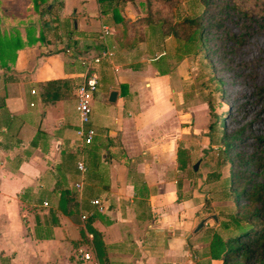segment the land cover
Instances as JSON below:
<instances>
[{
    "label": "crops",
    "instance_id": "obj_1",
    "mask_svg": "<svg viewBox=\"0 0 264 264\" xmlns=\"http://www.w3.org/2000/svg\"><path fill=\"white\" fill-rule=\"evenodd\" d=\"M144 1L119 11L138 19ZM115 6L0 0V264H223L208 256L209 223L195 232L205 204L179 167L196 127L167 47L174 38L156 43L159 31L147 28L137 47H120ZM103 26L114 34L102 37ZM107 50L115 55L95 67L96 134L85 145L76 88L85 62ZM52 81L64 85L47 103L43 85Z\"/></svg>",
    "mask_w": 264,
    "mask_h": 264
},
{
    "label": "rangeland",
    "instance_id": "obj_2",
    "mask_svg": "<svg viewBox=\"0 0 264 264\" xmlns=\"http://www.w3.org/2000/svg\"><path fill=\"white\" fill-rule=\"evenodd\" d=\"M180 1L174 7L180 18L202 13L199 3L194 0ZM237 2L243 4V0ZM246 5L253 11L250 18L234 11L221 17L222 28L217 40L210 44L209 69L201 64L199 57L186 58L182 63L176 61L189 97L187 104L192 107V126L196 127L187 170L195 180L192 186L198 201L205 204L209 228L204 230L203 237L209 239L215 232L227 236L221 225L236 210L234 201L227 198L223 187L224 179L231 176L230 166L221 171L217 169L224 150L217 142L218 136L237 137L235 152L239 157L254 155L257 158L258 167L250 168L252 177L248 185L256 183L264 187V0H250ZM232 35L241 40L234 41ZM155 38L152 39L157 43L159 35ZM178 46L174 39L167 45L172 54ZM212 77L219 81L220 93L214 92L217 85L211 81ZM213 114H222L221 134L209 131V125L215 121ZM196 163L197 171L194 170ZM213 215L217 216V222L211 218Z\"/></svg>",
    "mask_w": 264,
    "mask_h": 264
},
{
    "label": "trees",
    "instance_id": "obj_3",
    "mask_svg": "<svg viewBox=\"0 0 264 264\" xmlns=\"http://www.w3.org/2000/svg\"><path fill=\"white\" fill-rule=\"evenodd\" d=\"M134 0H99L101 4L113 3L115 12L117 44L122 48H135L145 40L147 28L159 31L160 39L172 37L178 42L175 49V58L181 62L189 57H199L201 64L209 69L210 44L217 40L218 31L222 28L221 17L227 12H238L245 18H250L253 11L246 7L250 0H194L199 3L202 13L192 17L180 18L174 7L180 0H145L142 8L145 14L138 19L123 17L120 5ZM113 7V6H112ZM204 10V11H203ZM214 32V34L212 33ZM234 41L241 39L237 35L231 37ZM67 51V49H65ZM69 50V49H68ZM100 55V54H99ZM98 55V56H99ZM211 81L217 85L214 92H221L219 81L212 77ZM63 81L47 82L43 85V99L45 102L58 100ZM223 112L222 114H225ZM222 114L215 115V121L209 125L210 133L221 134L223 125ZM220 130V131H217ZM211 138L213 137L210 136ZM217 136H214V138ZM218 144L224 146L222 158L218 162V170L230 166L231 176L223 181V187L228 199L235 203V213L230 215L228 221L222 223V228L227 232L224 237L215 232L208 247V256L212 260H221L223 264H264V187L261 184L251 183V167H258L257 158L248 156L239 157L235 152L237 137L224 134L217 137ZM190 150L179 151V167L185 170L189 164ZM64 199H61V209L64 208ZM90 229V228H89ZM92 231V229H91ZM95 246L100 244V234L92 231ZM100 257V253H99Z\"/></svg>",
    "mask_w": 264,
    "mask_h": 264
},
{
    "label": "built area",
    "instance_id": "obj_4",
    "mask_svg": "<svg viewBox=\"0 0 264 264\" xmlns=\"http://www.w3.org/2000/svg\"><path fill=\"white\" fill-rule=\"evenodd\" d=\"M101 34L102 37L106 38L112 36L114 31L109 26H103ZM114 55L115 53L113 50H107L92 60L85 62V72L82 82L76 88V111L80 121L77 134L85 145H91L96 134L90 127L93 114V99L98 89V76L96 74L95 67L104 60H111ZM78 169L84 173L86 171L84 163L79 162ZM79 187L80 185L78 188ZM93 205L97 206L100 212L104 210L102 203L98 200L93 201ZM83 219H87V217L83 216ZM85 258L89 259V254H85Z\"/></svg>",
    "mask_w": 264,
    "mask_h": 264
},
{
    "label": "water",
    "instance_id": "obj_5",
    "mask_svg": "<svg viewBox=\"0 0 264 264\" xmlns=\"http://www.w3.org/2000/svg\"><path fill=\"white\" fill-rule=\"evenodd\" d=\"M116 98H117V93H116V92L111 93L110 101H111V102H115V101H116ZM194 170H195V171L198 170V163H196V164L194 165ZM211 218L214 219L216 222L218 221L216 215L211 216ZM208 220H209V218H205V219H203V220L200 222V224H199V226H198V228L196 229L195 232H198L199 230H201V229L205 226V224H206V222H207Z\"/></svg>",
    "mask_w": 264,
    "mask_h": 264
},
{
    "label": "bare ground",
    "instance_id": "obj_6",
    "mask_svg": "<svg viewBox=\"0 0 264 264\" xmlns=\"http://www.w3.org/2000/svg\"><path fill=\"white\" fill-rule=\"evenodd\" d=\"M255 77V76H254Z\"/></svg>",
    "mask_w": 264,
    "mask_h": 264
}]
</instances>
